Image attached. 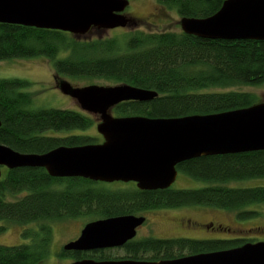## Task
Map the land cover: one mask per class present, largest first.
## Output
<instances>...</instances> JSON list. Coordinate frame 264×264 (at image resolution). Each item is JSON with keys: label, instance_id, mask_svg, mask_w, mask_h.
<instances>
[{"label": "trees", "instance_id": "16d2710c", "mask_svg": "<svg viewBox=\"0 0 264 264\" xmlns=\"http://www.w3.org/2000/svg\"><path fill=\"white\" fill-rule=\"evenodd\" d=\"M179 18H207L225 0H154ZM69 33L0 24V61L45 57L56 73L86 79H105L117 84L152 90L158 96L145 103L123 102L111 109L115 117L178 118L210 115L247 108L263 100L234 87L264 85V41L207 40L179 32H130L118 39H80ZM66 53L63 58L58 54ZM27 82L0 79V144L20 153H46L56 147L97 144L88 134L94 118L68 109H32L31 95L21 92ZM48 131H76L64 137ZM203 186L156 191L129 189L109 191L105 184L82 178H52L42 168L7 170L0 178V221L25 225L30 244L0 245V264H40L49 253L54 221L95 216L106 219L140 215L144 211L208 205L236 211L239 217L257 216L246 208L264 204V186L235 188L231 183L264 179V151L200 157L177 166ZM92 185L102 191L92 194ZM124 185V184H122ZM128 185V184H126ZM109 188V187H107ZM22 194L20 198L17 195ZM219 228V227H218ZM6 229L0 226V233ZM228 233L227 227L219 229ZM244 239H173L132 241L122 257L115 250L88 253L62 251L74 260H134L157 262L200 253L236 248Z\"/></svg>", "mask_w": 264, "mask_h": 264}, {"label": "water", "instance_id": "95a60500", "mask_svg": "<svg viewBox=\"0 0 264 264\" xmlns=\"http://www.w3.org/2000/svg\"><path fill=\"white\" fill-rule=\"evenodd\" d=\"M129 0H0V24L54 30L85 36L91 29L124 28ZM180 30L207 40L264 41V0H225L207 18H180ZM58 89L80 109L98 116L102 142L59 146L46 153H20L0 144L1 168H42L52 178H82L99 183H135L140 191L170 188L181 163L200 157L264 151V97L247 108L178 118L115 117L116 105L145 103L157 92L128 84L73 87L60 80ZM1 126V122H0ZM142 216L123 215L86 224L64 251L90 252L122 247L136 235ZM69 264H264V241L157 262L134 260Z\"/></svg>", "mask_w": 264, "mask_h": 264}, {"label": "rangeland", "instance_id": "374dc122", "mask_svg": "<svg viewBox=\"0 0 264 264\" xmlns=\"http://www.w3.org/2000/svg\"><path fill=\"white\" fill-rule=\"evenodd\" d=\"M129 19V23L124 28L112 30L91 29L80 39H118L124 40L123 36L130 32L141 31L145 33L156 32H179L180 18L175 10H167L158 5L154 0H129L128 7L123 12ZM66 53L58 54V59L63 58ZM0 79H20L27 84L20 89L31 95L32 109H68L75 112H83L79 104L70 96L64 95L58 89L60 80L69 82L73 87H85L89 85L97 86H115L114 83L105 79H86L66 76L55 72L53 61L45 57H34L24 59H9L0 61ZM232 90L248 91L259 98L264 97V85L260 87H234ZM114 116V113L110 111ZM91 115V114H89ZM94 118V126L87 131L88 134L97 137V144L101 143L102 138L96 131V124L99 122L98 116L91 115ZM78 134L76 131H48L44 135L64 137ZM5 170L2 169V174ZM2 177V176H1ZM129 185L111 183L105 185L107 190L129 189ZM203 186L202 183L178 173L172 188L175 189H193ZM235 188H249L255 186H264V179H251L238 183H231ZM92 194H98L102 191L101 185H92ZM109 187V188H107ZM22 194L16 196L20 198ZM246 210L255 211L257 216H237L236 211L221 209L208 205H188L178 208L151 210L147 217L148 224L140 226L137 229L139 236L147 233V236L153 238L185 237L193 239H231L241 238L246 242L264 241V204L253 205ZM140 215H144L141 213ZM98 218L95 216H81L78 218L64 219L54 221L51 224V239L48 256L40 264H69L75 262L71 257L62 256V247L70 241L76 239L83 227ZM181 219V220H180ZM186 221L200 222L207 224L211 230H204L201 226H196L188 230ZM149 224L151 227H149ZM216 225L227 227L228 233L222 234L220 228ZM0 226L6 229L0 233V245L16 246L21 244H30L31 239L22 236L24 230L37 231L36 223L20 225L8 221H0ZM111 256L122 257L123 251H112Z\"/></svg>", "mask_w": 264, "mask_h": 264}, {"label": "flooded vegetation", "instance_id": "af4514ba", "mask_svg": "<svg viewBox=\"0 0 264 264\" xmlns=\"http://www.w3.org/2000/svg\"><path fill=\"white\" fill-rule=\"evenodd\" d=\"M102 142V141H101ZM2 169L3 170H5V172H4V174H2V177L1 178H3L4 177V175H5V173L7 172V169H5V168H1V172H2ZM117 183H120V184H124V183H121V182H114V184H117ZM100 184H105V185H108V184H106V183H100ZM109 184H111V183H109ZM125 184H128L129 186H133V187H135L136 189H137V187H136V184L135 183H132V182H129V183H125ZM172 187V186H171ZM170 187V188H171ZM178 208V207H177ZM160 209H168V208H160ZM153 210H157V209H153ZM152 210V211H153ZM149 212L151 211V210H148ZM148 211H144L143 213H144V215H136V216H142V217H144L145 218V221L142 223V225H140V226H144V225H146V224H148V219H147V217H146V215L145 214H148L149 212ZM101 218H98L97 220H100ZM181 220V219H180ZM96 221V220H95ZM186 225H187V228H182L181 230L183 231V230H188V229H191V228H193V227H196V226H201V227H203V229L204 230H211V229H213V227L215 226L214 224H213V226H212V228H208V226H207V224H204V223H200V222H190V221H186ZM140 226L139 227H137L136 228V235H135V237L132 239V240H130V241H128L127 243H125L122 247H118V248H112V249H104V250H121V251H124L123 249L124 248H126L129 244H130V242H132V241H136V242H138V241H141V240H144V239H151V238H153V237H149V236H147V233H145V234H143V235H141V236H139V234H137V229H139L140 228ZM149 227H151L150 226V224H149ZM217 227H222V226H219V225H216V228ZM82 231V230H81ZM81 231H80V233H81ZM80 233H79V235H78V237L80 236ZM77 237V238H78ZM76 238V239H77ZM76 239H74V240H76ZM153 239H156V240H158V241H166V240H173V239H186V240H189V241H194V240H199V239H193V238H185V237H170V238H153ZM73 240V241H74ZM201 240H207V239H201ZM71 242V241H70ZM246 243H252V242H244V243H242V245L243 244H246ZM241 245V246H242ZM64 251V250H63ZM98 251H103V250H98ZM65 252H73V251H65ZM90 252H97V251H90ZM74 253H79V254H81V253H88V252H74ZM86 259V258H85ZM82 260V259H81ZM93 260V259H92ZM118 260V259H117ZM120 260V259H119ZM74 261H77V260H74ZM94 261H96V260H94ZM150 262V261H149Z\"/></svg>", "mask_w": 264, "mask_h": 264}]
</instances>
